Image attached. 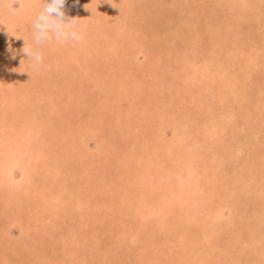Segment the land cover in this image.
<instances>
[{"label": "rangeland", "instance_id": "obj_1", "mask_svg": "<svg viewBox=\"0 0 264 264\" xmlns=\"http://www.w3.org/2000/svg\"><path fill=\"white\" fill-rule=\"evenodd\" d=\"M20 1L0 0V264H264V0H66L84 41L39 68L45 0Z\"/></svg>", "mask_w": 264, "mask_h": 264}, {"label": "clouds", "instance_id": "obj_2", "mask_svg": "<svg viewBox=\"0 0 264 264\" xmlns=\"http://www.w3.org/2000/svg\"><path fill=\"white\" fill-rule=\"evenodd\" d=\"M65 2L66 0H45L43 9L35 17L32 24L33 46L22 49L33 68L44 64V56L40 50L43 45L52 41L59 44L80 43L85 38V33L77 28L78 19L66 18Z\"/></svg>", "mask_w": 264, "mask_h": 264}, {"label": "bare ground", "instance_id": "obj_3", "mask_svg": "<svg viewBox=\"0 0 264 264\" xmlns=\"http://www.w3.org/2000/svg\"><path fill=\"white\" fill-rule=\"evenodd\" d=\"M127 1V4L129 5V2H130V0H123V2H126ZM142 1V0H141ZM250 1V3H251V1L252 0H249ZM254 1V0H253ZM256 1V0H255ZM21 3H20V5L22 6L23 5V7H22V11H23V13L25 12V8H27V9H30L31 7L30 6H28V7H25V6H27V5H31L29 2H30V0H22V1H20ZM72 2V1H71ZM131 2H132V0H131ZM133 2H134V4H135V7L134 8H138V6L140 5V0H133ZM67 4V3H66ZM143 2H142V4L140 5V6H143ZM248 4H249V2H248V0H246V2H245V5H247L248 6ZM40 7V6H39ZM147 8V7H146ZM119 9V8H118ZM108 10H110V9H108ZM149 10V9H148ZM140 11H141V9H140ZM35 14V13H34ZM144 15V14H143ZM18 18H20L19 16H17ZM117 17V16H116ZM25 19V18H24ZM29 19V18H28ZM125 20V19H124ZM120 21V20H119ZM15 23V22H14ZM112 23V22H111ZM131 23V22H130ZM116 24V23H115ZM119 24V23H118ZM237 24V23H236ZM125 25V24H124ZM127 25H128V23H127ZM246 25V24H245ZM105 26V25H104ZM136 26V25H135ZM140 26V25H139ZM136 30V29H135ZM124 31V30H123ZM122 31V32H123ZM137 31V30H136ZM120 32V31H119ZM124 33V32H123ZM127 34H129V32L127 33ZM130 34H132V33H130ZM122 35V34H121ZM20 36V35H19ZM134 36V35H133ZM133 36H132V38H133ZM131 37V36H130ZM136 36H134V38H135ZM142 37V36H141ZM140 37V38H141ZM199 37V36H198ZM248 37V36H247ZM127 39H128V37H127ZM142 39V38H141ZM139 40V39H138ZM84 41V40H83ZM129 41V40H128ZM136 41V40H135ZM134 41V42H135ZM152 41V40H151ZM229 41V40H228ZM238 41V40H237ZM236 41V42H237ZM240 41V40H239ZM242 41V40H241ZM133 42V41H132ZM141 42H145V41H141ZM193 42V41H192ZM196 42V41H195ZM109 43V42H108ZM137 43H139L140 44V41L139 42H137ZM214 43V42H213ZM84 44V43H83ZM131 44H133V43H131ZM142 44V43H141ZM128 45H130V44H128ZM136 45V44H135ZM234 45V44H233ZM113 46V48L111 49V51H113V55H117V56H120L121 55V52H120V49L121 48H123V44L122 43H118V44H115V45H112ZM140 46V45H139ZM139 46H138V48H139ZM199 47H198V52L200 51V48L202 47V45L201 44H199L198 45ZM128 47V46H127ZM131 47V46H130ZM134 47V46H133ZM142 47H143V45H142ZM131 49H132V47H131ZM146 49V48H145ZM130 50V49H129ZM128 50V51H129ZM132 51V50H131ZM110 52V51H109ZM137 52V51H136ZM171 52V56H172V59H171V61L170 62H168L167 64V68H166V73L168 74V77H171L172 78V80L173 81H175L176 80V77L177 76H174V73H171V72H173V71H171L170 72V70H171V64L173 63H176V59L175 58H178L179 56H180V59L178 60V62L179 63H184L185 61H187V59H184V58H182V56L183 55H181V51L180 50H178V56L177 55H175L173 52L174 51H170ZM138 53V52H137ZM156 54L157 55H159V53H158V51L156 52ZM222 54V53H221ZM115 55V56H116ZM165 55V54H164ZM116 56V57H117ZM127 56H128V54H127ZM126 56V57H127ZM129 56H131V55H129ZM113 57V56H112ZM134 57V56H133ZM212 57L213 56H211V57H209V59L210 60H212ZM88 58V57H87ZM114 58V57H113ZM123 58V57H122ZM170 58V57H169ZM174 59H175V61H174ZM125 60V59H124ZM113 62H115V60H112ZM128 61H129V59H128ZM168 61V60H167ZM194 61V60H193ZM204 62H205V64H206V66L209 64L208 63V61L207 60H203ZM112 62V68H114V66H115V63H113ZM172 62V63H171ZM188 62V61H187ZM249 62V61H248ZM178 63V64H179ZM180 65V64H179ZM178 65V66H179ZM246 65V64H245ZM3 67V66H2ZM180 67V66H179ZM165 68V67H164ZM181 68V67H180ZM234 68H236V67H234ZM240 69V68H239ZM1 70V69H0ZM7 70V69H6ZM5 70V71H6ZM34 70V69H33ZM38 70V69H37ZM121 71H119V68H118V70H113V74H110L108 77H117L119 74L120 75H123L124 77H123V80H125L124 81V83L127 85H129V84H132L133 85V89H135V91H137V92H140V90H141V88L139 87V86H141L140 85V83H139V81H138V79H136V78H134V77H132V74H131V76L129 75L130 73H126L125 75L123 74V72L122 71H124V69H120ZM216 70V69H215ZM238 70V69H237ZM1 71H3V70H1ZM126 71V70H125ZM197 69L195 68L194 70H191L190 71V73L189 72H187V70H185V68H183V70H182V73L184 74V76H187L188 77V79H189V77H191V76H194V75H196L197 74ZM213 74H214V76H215V74H216V71H213L212 72ZM171 75H173V76H171ZM134 78V79H133ZM170 78V79H171ZM184 78H186V77H184ZM115 80H116V78H114ZM137 80V81H136ZM117 81V80H116ZM115 81V83H117ZM121 81V80H120ZM121 82H123V81H121ZM170 82H172V81H170ZM110 83H112V82H108L107 84H108V86L106 85V87L107 88H112L113 87V85L112 84H110ZM114 84V83H113ZM130 86V85H129ZM143 87V86H142ZM19 88V87H18ZM122 88V87H121ZM224 90V89H223ZM17 91H18V95L17 96H19L20 94H21V89H17ZM109 92H110V90H109ZM122 92H126V93H128V91L126 90H123ZM136 93V92H135ZM20 98H21V96H19ZM19 97H14V99H16V100H18V99H20ZM119 101V100H118ZM117 101V103H116V106H118L119 105V102ZM116 102V101H115ZM22 108H23V105H22ZM152 111V110H151ZM130 122H132V121H130L129 120V123ZM127 123H128V121H127ZM127 123H126V125H127ZM128 123V124H129ZM117 124V123H116ZM117 125H121L120 123H118ZM134 125H136V123H134ZM31 126V125H30ZM38 127V126H37ZM37 127H35V130L36 131H33L32 133H31V135H30V132L25 136L24 134H20V138L21 139H19V143L20 144H25V143H29L30 142V140H31V137H33V136H35V135H37L38 134V128ZM191 128V127H190ZM149 130V129H148ZM153 132V131H152ZM154 139V138H153ZM151 140V139H150ZM172 140V139H171ZM176 140V139H175ZM70 141H71V139H70ZM165 141V140H164ZM179 141V140H178ZM173 142H174V140H173ZM169 146H171V145H169ZM182 146V145H181ZM208 146H209V144H208ZM183 148V147H182ZM174 149V148H173ZM166 150V149H165ZM181 151H182V149H181ZM8 152H10V151H8ZM183 152V151H182ZM174 153V152H173ZM8 154L9 153H5V155L6 156H8ZM165 154V153H164ZM169 154V153H168ZM3 159H6V157H4V158H2V162L4 161ZM248 163V162H247ZM64 164V163H63ZM67 164V163H66ZM249 164H250V162H249ZM77 166V165H76ZM51 167V169L53 170L54 168H53V166L51 165L50 166ZM48 168V167H47ZM245 169V168H244ZM196 171V170H195ZM247 171V170H246ZM251 171V170H250ZM196 173H197V171H196ZM232 173V172H231ZM196 176H198V174H196ZM235 176H237V175H235ZM199 177V176H198ZM197 178V177H196ZM247 178V177H246ZM197 179H195V181H193V183H192V187H191V189H189V191L190 192H192V193H194V195H196L197 194V191L199 190H201L200 188H198L199 187V185H198V182L196 181ZM71 183V182H70ZM88 183V182H87ZM90 183V182H89ZM212 185V184H211ZM93 187V186H92ZM155 188V187H154ZM212 188H215V187H213V185H212ZM215 191V190H214ZM202 192V191H201ZM211 192H210V189L207 191V194H210ZM109 195V194H108ZM85 196V195H84ZM94 196V195H93ZM184 197V196H183ZM95 198V197H94ZM112 198V197H111ZM96 205V204H95ZM11 211L12 212H14V210L11 208ZM38 213V212H37ZM194 213H196L195 211H194ZM202 215L201 216H203V212H200ZM206 214V213H205ZM211 214V213H210ZM212 215V214H211ZM44 224V223H43ZM28 226V225H27ZM27 226L26 227H24L25 228V231L27 232L28 231V229H27ZM217 226V225H216ZM47 230H48V228H46ZM184 230H186V229H184ZM198 232H199V229L197 230ZM204 231V230H203ZM203 231H201V232H203ZM29 232V231H28ZM193 232V231H192ZM260 233H261V231H260ZM207 234V232L205 233V234H203V235H206ZM159 236V235H158ZM207 237V236H206ZM89 238V237H88ZM196 238V237H195ZM220 239V238H219ZM83 240V239H82ZM206 240V239H205ZM212 241V240H211ZM210 241V242H211ZM219 241V240H218ZM213 242V241H212ZM211 242V243H212ZM204 245V244H203ZM213 247V246H212ZM118 251V250H117ZM184 251V250H183ZM189 252H191V250L189 251ZM134 254V253H133ZM76 255V254H75ZM34 256V255H33ZM166 258V257H165ZM251 263V262H250ZM102 264H104L103 262H102Z\"/></svg>", "mask_w": 264, "mask_h": 264}]
</instances>
